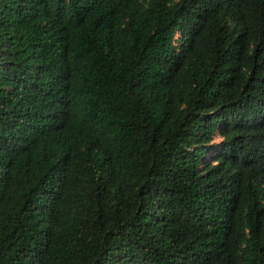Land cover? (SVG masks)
<instances>
[{
  "label": "trees",
  "instance_id": "16d2710c",
  "mask_svg": "<svg viewBox=\"0 0 264 264\" xmlns=\"http://www.w3.org/2000/svg\"><path fill=\"white\" fill-rule=\"evenodd\" d=\"M0 264H264V0H0Z\"/></svg>",
  "mask_w": 264,
  "mask_h": 264
}]
</instances>
